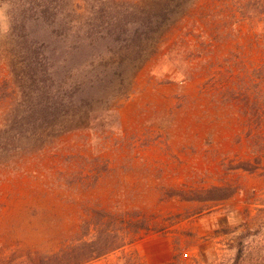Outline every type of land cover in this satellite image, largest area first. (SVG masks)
<instances>
[{"label": "rangeland", "instance_id": "obj_1", "mask_svg": "<svg viewBox=\"0 0 264 264\" xmlns=\"http://www.w3.org/2000/svg\"><path fill=\"white\" fill-rule=\"evenodd\" d=\"M137 3L0 0V264L115 242L81 264H264V152L205 74L160 62L178 34L144 62L135 26L114 21ZM255 33L243 25L217 55Z\"/></svg>", "mask_w": 264, "mask_h": 264}, {"label": "trees", "instance_id": "obj_2", "mask_svg": "<svg viewBox=\"0 0 264 264\" xmlns=\"http://www.w3.org/2000/svg\"><path fill=\"white\" fill-rule=\"evenodd\" d=\"M131 9L116 12V27L133 24L135 38L143 42L144 62L161 48L166 38L177 35L172 47L161 56L169 63L172 76L190 81L205 74L204 88L219 95L225 104L239 107L242 126L251 154L261 160L264 152V62L257 64L249 55L255 47L264 48V0H131ZM139 4V5H138ZM141 4V5H140ZM255 31L247 45H238L224 57L217 55L219 45L237 40L241 27ZM141 29H144V35ZM200 61L194 66L193 61ZM158 71L157 73H159ZM168 77V76H167ZM144 225L135 224L127 234H138ZM115 233L118 231L115 230ZM133 241H130L132 243ZM107 250L91 251L84 258L79 253H64V258L76 261L62 264H81L116 250L126 243H111ZM244 253L241 245L238 262ZM55 257H58L55 256Z\"/></svg>", "mask_w": 264, "mask_h": 264}]
</instances>
